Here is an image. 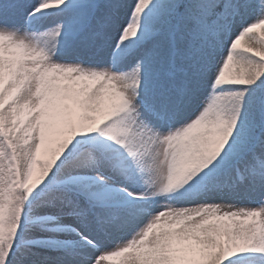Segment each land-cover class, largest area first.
<instances>
[{
    "label": "snow or ice",
    "instance_id": "1",
    "mask_svg": "<svg viewBox=\"0 0 264 264\" xmlns=\"http://www.w3.org/2000/svg\"><path fill=\"white\" fill-rule=\"evenodd\" d=\"M0 264H264V0H0Z\"/></svg>",
    "mask_w": 264,
    "mask_h": 264
}]
</instances>
